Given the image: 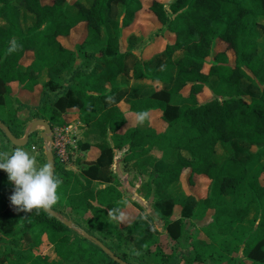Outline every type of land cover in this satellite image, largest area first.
<instances>
[{"label":"trees","instance_id":"1","mask_svg":"<svg viewBox=\"0 0 264 264\" xmlns=\"http://www.w3.org/2000/svg\"><path fill=\"white\" fill-rule=\"evenodd\" d=\"M114 7L123 12L119 20L112 16ZM148 9L160 23L167 43L163 50L134 63L133 84L148 85L154 92L144 98L132 97L123 111L117 104L107 106L106 98L120 89L118 78L126 70L128 55L121 48L123 32L136 23L143 10L141 0H93L90 7L81 0H0V19L7 24L0 26V120L19 138L31 117L66 129L70 126L67 112L76 110L87 128L85 135L97 137L99 157L80 167L79 173L55 165L61 184L51 206L54 211L70 210L99 233L109 216L121 222L123 193L109 169L116 151H125L122 162L146 177L141 191L148 196L180 184L185 170L191 172L190 183L194 175L211 181L203 201L194 196L165 197L155 204L172 242L184 237L182 214L187 202L199 201L206 212L213 211L189 258L168 255L153 243L163 264H208L210 260L215 264H264V53L259 52L260 41L264 48V0H173L167 5L153 1ZM22 11L34 18L32 27L23 26L27 19L22 21ZM81 24L85 25L84 39L74 49L66 48L59 39L70 37ZM220 45L225 48L218 50ZM27 54L32 59L25 64ZM77 57L84 59V66L73 71ZM93 59L103 62L100 72L89 71ZM45 70L53 75L42 84ZM67 71L71 72L69 79L63 76ZM14 83L26 93L41 87L40 105L34 113L13 98ZM252 90L259 95H250ZM205 91L212 98L200 103L199 96ZM25 110L30 116L23 119L20 113ZM151 112L161 115L163 131L139 127L140 114ZM127 113L137 116V123L126 129ZM154 149L162 153L161 159L152 155ZM153 169L160 172L148 177ZM97 180L112 184L98 189L94 186ZM114 209L119 212L109 215ZM17 212L18 216L6 212L8 220L3 224L11 234L21 224V239L29 244L18 255L23 264H50L43 256L48 246L59 264H116L92 242L73 239L74 231L42 208ZM137 218L125 226L128 238L143 236ZM115 254L129 264L142 263ZM8 260L0 255V264Z\"/></svg>","mask_w":264,"mask_h":264},{"label":"rangeland","instance_id":"2","mask_svg":"<svg viewBox=\"0 0 264 264\" xmlns=\"http://www.w3.org/2000/svg\"><path fill=\"white\" fill-rule=\"evenodd\" d=\"M153 1H158L160 3H163L164 5H167L173 0H141V2L147 7H149ZM112 14V16H114L113 18L119 20L123 12L121 9H117L114 7L112 10ZM25 22L28 21L25 20ZM261 22L264 23V17L261 19ZM82 30L83 26H81L80 28V31ZM163 33L161 32L160 23L157 22L156 18L151 13V11L146 8H143V10L139 13L135 26L132 27L130 30L123 32L122 42L125 43V41H127L126 43L129 44V46H127V44L123 45L122 51H124L125 49H131V51H134L135 53L139 54L142 50V54L146 56L149 52L155 49L156 46H158L157 50H163L166 44L165 41L162 42L161 39ZM104 34L107 35V31H104ZM131 34H133L134 36H130ZM79 35L81 37V34H78L77 38L79 37ZM169 40H172V38H169ZM75 41L76 39L72 37L69 40L63 39L62 43L65 47L72 48L76 43ZM224 48V45H220L218 47V50H223ZM259 52L260 54L264 53V48L262 47L261 41L259 46ZM180 55L181 54H176L175 57H178ZM228 55L230 58V63L232 64L233 55L231 52H229ZM31 59L32 54H27L23 62L25 64H28ZM207 63L208 65H210L211 60H208ZM161 64L162 61L158 64V66H161ZM207 69L208 66L205 70L207 71ZM215 85L216 81L213 80L212 83H210V86L214 87ZM12 88L13 98L19 99L21 102L27 104L29 109L31 111L33 110L32 113H34L35 108L40 105V100L43 92L42 89L37 87L34 92L26 93L20 88L17 83L12 84ZM187 93L188 91L186 89L183 94L187 95ZM250 95L258 96L259 93L256 90H252V94ZM211 98L212 94L210 93V91H205L199 96V102L205 103ZM120 108L121 110L126 111L127 106L124 105V107ZM66 115V119L70 125L75 124V122H79L76 124V126L81 131V133H83V124L81 123L78 117V112L76 110H72L67 112ZM28 116H30V113L27 110L20 113V117L23 119H26ZM152 116L153 127L158 132L163 131L165 129V124L163 123L160 114L153 113ZM135 119L136 118H132L130 122L128 121L124 128L127 129L132 126H135ZM34 120L36 119H33L31 117L29 122H27L26 126L24 127L23 135L19 137L20 139L24 138L26 132L29 129V123ZM52 129H55L57 131L55 136L52 135L53 142L57 144L60 141L62 133L59 128L52 127ZM43 131V128H39L38 131L33 136H31L28 145L23 148L35 158L37 166H40L44 163H48L45 142L41 138V133ZM63 135L66 136V134ZM71 139L75 140L76 138L74 137V139ZM88 141L90 144H87L85 147L83 142H73V144L71 143V141L67 142L65 144V147L68 149L67 160L61 158L59 147H55V149L53 148L55 165H60L67 169H72L76 173H79V167L86 164L88 165L89 162L93 161L96 158V155H98L97 151L95 150V146H93L97 140L90 139ZM15 148L16 147L9 142V140L4 136V134L0 133V157H3L5 154L10 155ZM154 153L157 152H152V155H156ZM124 154L125 152L123 151H116L115 163L111 167V169H109L110 177L115 178V185L120 184V188L123 193V212L120 218L121 222L109 216L104 230L99 233L92 231L90 226L87 225L80 218V216L75 213H71L70 210L65 209L62 213H60L57 211L58 209H55V212L59 213L67 221L77 225V227H80L83 230L87 231L98 240H102L103 243L106 244V246L114 250L113 252L118 253L120 256L131 257L130 259L133 261H141L142 263L140 264H163V259L161 260L160 254L156 255L154 253L156 251L155 249L157 246H159V248H161L168 255H173V257L180 256L189 258L190 255H193V245L197 237L201 235L200 233L202 228L208 226V224L211 222V214L206 212L203 207V204L199 202L203 201L202 198H205L207 195V180L196 179L194 180L195 182H193L192 184L188 181V172H184L181 179L183 181L184 189L182 188V186H175L167 192H161L160 190L157 196L154 195V192H152V195L148 196L145 194V192L141 191V188L138 189L140 186H142L143 183H145L146 177H143L141 174L137 173L136 171H132L131 169L125 166V164L122 162ZM157 155L158 157H160V154ZM73 159H75L76 162H74ZM0 172V255L3 254L9 259L8 262H6L5 264H23L24 262L19 259L18 255L21 251L27 250L29 248V244H27L25 240L21 239V224H17L15 226L14 232L12 234L9 232H5L6 224L3 223L8 220L6 212H9L12 215L16 216H18V212L15 206L11 204L9 199L14 191V186L8 181L7 174L3 171ZM158 172L160 171H156L153 169L151 171V174H148V177L151 175L153 176ZM190 194H192L191 196L195 195L194 197H198L197 199L199 201L187 202L186 208L182 214V218L186 224L184 237L182 241L180 240L179 242H172L166 236L167 234L164 230L165 222L159 218L155 204L165 197L180 198L183 195H185V197H188ZM6 198L8 199L7 205L3 204V201ZM54 205L55 203L52 206ZM138 213L139 216L137 218V228L142 231L143 236L141 238L135 236L128 238L124 234L125 226L131 221H133ZM72 231H74L75 233V235L72 234L73 239H75L76 237L83 238L82 234L78 233L75 230ZM228 240L234 243L232 239L228 238ZM153 243L158 244L157 246H152ZM43 256L47 257L48 262L50 264H59L60 260L54 253V249L52 247L48 246V248L44 250ZM213 263L215 264L213 260H210L208 264ZM185 264L193 263H186L185 261Z\"/></svg>","mask_w":264,"mask_h":264},{"label":"crops","instance_id":"3","mask_svg":"<svg viewBox=\"0 0 264 264\" xmlns=\"http://www.w3.org/2000/svg\"><path fill=\"white\" fill-rule=\"evenodd\" d=\"M12 1H14V0H12ZM82 1V3H84L85 5H87V6H91L92 5V2H93V0H81ZM142 5H143V8L145 9H148V7L146 6V5H144L143 3H142ZM71 6V5H70ZM145 6V7H144ZM149 10V9H148ZM70 11L71 12H74L75 11V9L73 8V6H71V8H70ZM140 13V12H139ZM138 16H139V14H138ZM138 16H137V19H138ZM123 17V15L121 16V18ZM24 18L25 19H27L26 21H28V22H26V25H24V23H23V26L24 27H32L33 25H34V18L29 14V13H27V12H24V11H22V21H24ZM120 18V19H121ZM137 22V21H136ZM136 24V23H135ZM135 24L132 26V27H134L135 26ZM0 26H3V27H6L7 26V24H6V22H5V20L4 19H0ZM81 26H83V30L82 31H80V28H81ZM131 27V28H132ZM131 28H128V29H126V30H124V32L125 31H128V30H130ZM78 34H81V37H80V35H79V37L77 38V35ZM130 36H134L133 34H131ZM129 36V37H130ZM72 37H74L75 39H76V43L74 44V46L72 47V48H68V49H74L75 48V46H76V44H78V43H80L83 39H84V37H85V25L84 24H81L79 27H77L75 30H74V32H73V34L70 36V37H67V38H60L59 39V41L62 43V40L63 39H71ZM130 39V38H129ZM128 39V40H129ZM162 39V42H164L165 41V43H167V41H166V39L165 38H161ZM132 40V39H131ZM125 41V40H124ZM127 41H125V43L124 42H122V46H121V48L123 47V45H126L127 43H126ZM162 42H161V44H162ZM63 44V43H62ZM64 45V44H63ZM158 45H159V43H158ZM166 45V44H165ZM127 46H129V44H127ZM67 48V47H66ZM158 49V46H156L155 47V49H153L151 52H156L157 51V53L159 52V50H157ZM123 52H127V56L125 57V64H126V70H125V72H124V74L123 75H121L119 78H118V85H119V87H120V89L117 91V93L116 94H114V95H109L107 98H106V105L107 106H111V105H115V104H117V105H119L120 107H124V105H127V101L129 100V99H131L132 97H136V98H144V97H147V96H149L150 94H152L153 92H154V89L152 88V87H150V86H148V85H141V86H139V85H134L133 84V66H134V63L136 62V60L137 59H139L141 56H143L144 58H147V56L151 53V52H147L148 54L146 55V56H144L143 54H142V50L140 51L141 53H139V54H137V53H135L134 51H131V49H125ZM145 54V53H144ZM179 54V53H178ZM181 54V53H180ZM159 58H155L154 59V64L157 62V60H158ZM31 61V60H30ZM29 61V62H30ZM84 64V59L82 58V57H77V59H76V61H75V63L73 64V66H72V70L73 71H75V70H77V69H80L82 66H84L83 65ZM104 66V64H103V62L101 61V60H92L90 63H89V71H91V70H97L98 72H100L101 71V69H102V67ZM70 73L71 72H68L67 71V73H64L63 74V76H65V78H67V79H69L70 78ZM52 75H53V73H52V71L51 70H45L44 72H43V75H42V79H41V83L42 84H44V83H46V82H48L50 79H51V77H52ZM213 81V80H212ZM66 85H67V83H65ZM40 89H41V87H39ZM153 113H157V114H159L158 112H151L149 115H144V117H143V119H141V117H139L138 118V125H139V127H141V128H148L149 126H152L153 127V123H152V121H153V116H152V114ZM127 117H128V119H129V122H130V120L132 119V118H136L135 120H136V122L135 123H137V116H135L134 114H132V113H127V115H126ZM161 116V115H160ZM77 123H79V122H75V124H71L69 127H68V131H69V133H68V135H67V137H68V139H69V141H71V143L73 144V142H83V144H90L89 143V141L88 140H90V139H96L97 141H96V143H94V145L93 146H95L97 143H98V139H97V137H95V136H93V135H90V136H86L85 135V132L87 131V128L85 127V125H82L83 126V128H82V130H83V133H81V131L77 128V126H76V124ZM136 125V124H135ZM57 133V131L55 130V129H53V136H55V134ZM74 137L76 138L75 140H72L71 138H73L74 139ZM92 146V145H91ZM92 148V147H91ZM95 150L97 151V153H98V155H96V158L93 160V162L94 161H96L97 160V158L99 157V151H98V149L95 147ZM120 152V151H119ZM123 152H125V151H123ZM152 152H157V153H154V154H160L159 156L160 157H158V155L156 156V155H153V156H155L156 158H158V159H161V157H162V153L159 151V150H157V149H154ZM218 153H219V155H221L222 154V150L221 149H218ZM83 156V155H82ZM218 156V155H217ZM74 160V162H76V160L75 159H73ZM262 163L264 164V159L262 160ZM75 165V164H74ZM84 165H82L81 167H83ZM80 168V167H79ZM184 172H188V181H189V178H190V175H191V172H190V170L188 171V170H185V171H183V173H182V175H181V179H182V176H183V174H184ZM196 179H202V180H207V185H208V188H207V195H206V197L208 196V194H209V190H210V186H211V181L207 178V177H205V176H199V175H194L193 176V178H192V184H193V182H195L194 180H196ZM103 184V182L101 181V180H97V181H95L94 182V186L96 187V188H98V189H103V188H105V187H107V186H109V185H111L112 183H110V182H107L106 184H104V185H102ZM179 186H182V188L184 189V185H183V181L181 180L180 181V184H178L177 185V187H179ZM141 188V186L138 188V189H140ZM192 194H190L189 196H191ZM195 196V195H194ZM205 197V198H206ZM180 198H182V199H185L186 197H185V195H183V196H181ZM198 197H196V199H197ZM205 198H202L203 200L205 199ZM198 200V199H197ZM207 212L208 213H210L211 214V219H212V214H213V211H210V210H207ZM139 216V213L136 215V217H135V219L137 218ZM134 219V220H135ZM133 220V221H134ZM133 221H131L130 223H132ZM167 236V235H166ZM159 243V242H158ZM179 264H185V261H180L179 262Z\"/></svg>","mask_w":264,"mask_h":264},{"label":"clouds","instance_id":"4","mask_svg":"<svg viewBox=\"0 0 264 264\" xmlns=\"http://www.w3.org/2000/svg\"><path fill=\"white\" fill-rule=\"evenodd\" d=\"M144 115L140 114L141 119ZM0 171L7 174L8 181L14 186L9 199L16 210L31 212L33 209L50 207L56 202L61 180L54 175L49 163L37 166L35 158L22 147L18 146L10 155L0 157ZM114 212H119V209L110 210L109 215Z\"/></svg>","mask_w":264,"mask_h":264},{"label":"water","instance_id":"5","mask_svg":"<svg viewBox=\"0 0 264 264\" xmlns=\"http://www.w3.org/2000/svg\"><path fill=\"white\" fill-rule=\"evenodd\" d=\"M39 128H43L44 131L41 133V138L45 142V148H46V155H47V162L52 166L54 175H55V157L52 149V133L53 129L51 125L43 120V119H36L29 123V129L26 132L24 138L20 139L15 137L12 132L9 130V128L0 120V129L2 130L5 137L9 140V142L15 146V147H26L29 143V140L31 136H33ZM45 213L50 215L51 217L57 219L62 224H64L66 227L70 228L71 230H75L78 233L82 234L83 238L92 242L94 245L99 247L107 256L110 257L112 261H114L116 264H129L120 257H118L111 249H109L107 246H105L100 240L95 238L94 236L87 233L85 230H83L80 227H77L72 222L67 221L64 217H62L59 213L55 212L51 206L47 208H42Z\"/></svg>","mask_w":264,"mask_h":264},{"label":"built area","instance_id":"6","mask_svg":"<svg viewBox=\"0 0 264 264\" xmlns=\"http://www.w3.org/2000/svg\"><path fill=\"white\" fill-rule=\"evenodd\" d=\"M60 130H61V133H62V135L60 137V141L57 144H55L54 142H52V149L53 148L55 149V147L56 148L59 147V150H60V153H61V158L67 160L68 159V149L65 147V144L67 142H69V139L67 137L69 131H68V128H66V129H60ZM63 134H66V136H64ZM52 135H53V133H52Z\"/></svg>","mask_w":264,"mask_h":264}]
</instances>
